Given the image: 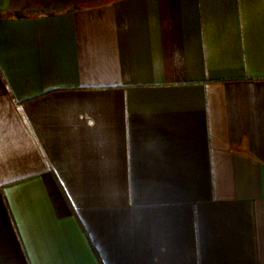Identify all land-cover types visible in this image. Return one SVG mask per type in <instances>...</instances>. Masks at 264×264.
I'll use <instances>...</instances> for the list:
<instances>
[{
    "label": "crops",
    "instance_id": "1",
    "mask_svg": "<svg viewBox=\"0 0 264 264\" xmlns=\"http://www.w3.org/2000/svg\"><path fill=\"white\" fill-rule=\"evenodd\" d=\"M0 264H264V0H0Z\"/></svg>",
    "mask_w": 264,
    "mask_h": 264
}]
</instances>
